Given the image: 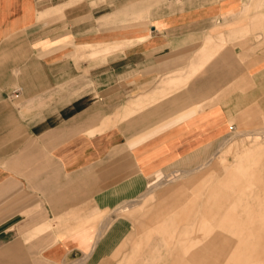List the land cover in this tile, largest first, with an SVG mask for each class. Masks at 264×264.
<instances>
[{"label": "crops", "instance_id": "obj_1", "mask_svg": "<svg viewBox=\"0 0 264 264\" xmlns=\"http://www.w3.org/2000/svg\"><path fill=\"white\" fill-rule=\"evenodd\" d=\"M263 26L264 0H0V264H108L147 191L122 264H264V191L194 172L240 120L264 179Z\"/></svg>", "mask_w": 264, "mask_h": 264}, {"label": "rangeland", "instance_id": "obj_2", "mask_svg": "<svg viewBox=\"0 0 264 264\" xmlns=\"http://www.w3.org/2000/svg\"><path fill=\"white\" fill-rule=\"evenodd\" d=\"M128 22H129L128 24H130L129 26L137 25L136 22H134V20H130ZM245 22H246V18L236 19V20L232 21L231 25L243 24ZM122 24L124 25V24H126V22H123ZM97 25L102 26L103 24L98 23ZM108 25L117 26V25H119V22L114 21V22L108 23ZM222 25L230 26L229 24H222ZM256 30L261 32L262 34H264V26L259 27ZM118 31L119 30L116 29L114 32V29H112L111 33H112V35L119 36V34H116ZM120 31L124 32L126 30L124 28ZM262 37H263L262 39H258V38L254 39L255 40L254 51L256 54H258V51L262 52V47L264 44V36H262ZM259 107L258 108L260 110L264 111L263 105L259 106ZM241 125H242V122L240 120L239 121L238 120L233 121L232 128H231L230 132L226 135V137H224L225 139L223 141V144L218 147L217 151L208 159L209 161L205 165H203L202 167L197 169V171H194V172L201 173V174H207L208 176H211L212 179L209 180L210 183L216 181L218 177L223 176L228 172H234V173H236V175H238V179H236L237 180L236 182L239 185V189H241V190L248 189L247 185L250 184L252 187V190L256 191L257 194L262 195L263 191H264V179L258 177L259 164L255 166L257 170H254L252 175H250V171L241 170L239 168V165H237L238 164L237 159L240 156V154L242 152L248 150L250 145L252 144V142L255 139L257 141H260L262 139L259 137L257 138L254 136L244 135L245 132H248L250 130H241L242 129ZM257 126L260 127L259 129L264 128V122L257 124ZM259 153L260 154L264 153V149L259 151ZM243 163H244V165L249 166V161L245 160V161H243ZM165 174H170V171H166ZM160 179H161V177L156 176V177H152L151 181L152 182H155L157 180L160 181ZM184 179L185 178L177 176V175L176 176L168 175V178H164L163 180H161V182L158 185L170 183V186H172V185L177 184V183H182V181H184ZM230 183H232V181H230ZM227 187H228L227 189H231V188H229V186H227ZM143 193L140 194L138 197L132 199V200L126 201V202L118 205L115 209L110 211V214H109L110 221L114 222L115 220L123 219L127 224V226H126L127 232H126L125 237L123 238V241L126 239L125 243L123 242V244L121 246H119L118 250L111 253V256L108 258V264H122L125 256L130 252L131 241L137 236L136 235V232H137L136 223H135L134 218L131 215L122 214L120 212V209H121V206H125V205L128 206L130 204H135L136 206H140V205L143 206L144 203L150 204V201L151 202L154 201V198H153L154 193H148V191L145 192L146 195H144ZM163 220L164 219H162V221ZM175 221H177V219L172 220V222H175ZM169 222H170V220H169ZM213 223H214V220H213ZM183 227L179 226L176 230H174V234H173V237L171 239L172 240L171 244L168 243V245L169 246L171 245V247H172V255H173V248L176 247V249L179 250L178 240L180 237H183L182 236ZM169 228H170V226H169ZM173 228H171L170 231H172ZM165 236L170 241V236L168 234H165ZM245 254H246V252H245ZM262 258H263L262 255H259L258 260L262 261L263 260ZM247 260L249 261L248 262L249 264H252L253 261L251 262V259L249 257ZM260 261L257 264H259ZM165 264H170V255H169V258Z\"/></svg>", "mask_w": 264, "mask_h": 264}]
</instances>
